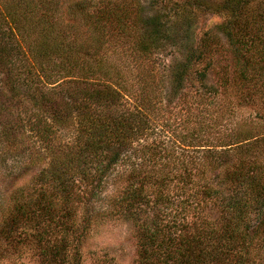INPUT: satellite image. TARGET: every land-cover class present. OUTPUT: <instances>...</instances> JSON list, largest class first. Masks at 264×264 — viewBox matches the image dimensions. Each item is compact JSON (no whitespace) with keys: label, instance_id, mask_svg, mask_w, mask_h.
Wrapping results in <instances>:
<instances>
[{"label":"trees","instance_id":"1","mask_svg":"<svg viewBox=\"0 0 264 264\" xmlns=\"http://www.w3.org/2000/svg\"><path fill=\"white\" fill-rule=\"evenodd\" d=\"M81 1L68 13L86 36L57 18L51 1L0 0V163L16 166L15 179L35 170L7 197L0 239L29 245L46 264H66L70 236L81 239L93 221L114 214L130 221L141 264H264V135L248 129L219 146L193 144L201 146L193 149L198 155L175 160L185 136H162L151 99L162 87L142 78L147 93L136 88L126 107L123 91L133 87H125L118 61L180 46L177 25L159 6L152 9L155 2L148 11L142 0ZM215 3L183 6L227 21L172 63L168 100L187 85L214 98L210 75L250 94L264 85L263 67L252 72L249 62L237 61L254 52L264 66V3ZM225 45L236 46L227 61L238 67L232 83L231 64L218 67L215 58ZM114 185L119 191L105 195ZM78 253L68 264H79Z\"/></svg>","mask_w":264,"mask_h":264},{"label":"rangeland","instance_id":"2","mask_svg":"<svg viewBox=\"0 0 264 264\" xmlns=\"http://www.w3.org/2000/svg\"><path fill=\"white\" fill-rule=\"evenodd\" d=\"M47 1H51L53 5L55 4L58 7L57 13H59V16L57 18L62 19L64 23L72 24L74 31H82L83 36L88 34L86 27L81 24L80 20L69 16L68 13V9L71 6L76 5V8H79L77 4L81 3V0ZM201 1L206 9L207 3L212 1L219 3L221 0ZM257 1L264 3V0ZM142 2L146 6L150 2L151 4L155 2L152 9L156 10L158 9L157 6H159L160 11L169 14L171 23L177 25L183 40L180 46L172 45L157 50L146 59L142 58L141 61L140 59H137V62L134 61L135 59L132 56H127L125 59L123 58V61H118L124 71L125 87H133L131 92L123 91L125 93L124 105L126 107L134 105L132 95H135L136 88L139 92L147 93L148 87H145L144 90L139 88L142 86L140 82L142 78L147 80L150 86L162 87V92H160L161 89H158L156 94L151 93V99L155 102L156 108L155 120L159 129L161 127L165 130L162 136H175L174 133L185 136L184 143L181 142L180 148H175L174 150V157L177 161H186L188 158L198 155L195 152L197 150H193L197 147L219 146L221 142L231 141V136L236 132H244L251 129L254 133L264 135V85L258 87V93L250 94L248 88L240 85L229 90L228 83L221 85L217 78L210 75L207 83L213 84L218 88V93L214 98L208 92L197 91L196 85H187V88L180 94L172 100H168L172 96L169 92L172 79L170 70L172 63L178 59H183L186 49L190 45H194L201 34L213 32L216 29L220 32L222 29L221 25L227 21V17L213 11L199 10L194 6H187L189 9L183 8L191 0H142ZM156 2L158 5H156ZM149 6L146 7L147 10L149 9L148 11L151 10V6ZM181 7L185 10L184 15H189L188 21L184 22L182 20L183 17L180 16ZM246 15V13L245 15L243 14V17L245 18ZM232 26H235L233 20ZM232 29L238 30L237 28ZM232 47L236 48L235 45H225L215 51L218 67L225 63L231 64L227 68L229 71L227 80L231 83L235 80L232 75L234 74L237 77L239 74L237 72L238 67H235L232 64L233 62H227L235 57L232 50H230ZM238 57L239 60L237 61H247L252 65V72L257 69V73L258 70L259 73H262V67L264 68V66L259 64L257 55L254 52L245 54L241 52ZM247 69L251 70L250 67H247ZM192 137L196 138L194 143L191 140ZM193 144L201 146L193 148ZM254 153V158H256L258 152ZM258 156L264 162V151ZM11 164V162L8 165L0 163V216H2L6 208V199L10 192L18 187L27 185L35 171L32 169V172L29 171L23 177L20 176L15 179L17 168L16 166H11ZM153 165L161 169L158 162L153 163ZM117 183L122 184V182ZM116 190L118 189H116L115 185L111 186V188L106 189L105 195ZM97 202L102 201L98 200ZM84 235L83 238L76 241L73 236H70V239H74V241H72L71 246L65 249L66 264L76 262L77 259L74 260V257L78 252L79 264H141L138 244L132 233V226L130 221L122 216L113 214L109 217L97 219L95 222L93 221V225L88 232H84ZM257 256L258 254L254 252V259H257ZM0 264H46V261L35 250L31 251L29 245L17 244L16 240L12 239H0Z\"/></svg>","mask_w":264,"mask_h":264}]
</instances>
